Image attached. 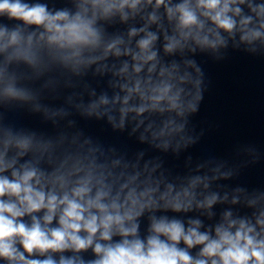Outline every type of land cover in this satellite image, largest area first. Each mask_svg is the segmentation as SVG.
<instances>
[{
    "label": "clouds",
    "instance_id": "obj_1",
    "mask_svg": "<svg viewBox=\"0 0 264 264\" xmlns=\"http://www.w3.org/2000/svg\"><path fill=\"white\" fill-rule=\"evenodd\" d=\"M152 2L153 0H146L147 4ZM244 3L245 0H196L193 9L187 0L174 8L165 5V0H155V7L165 5L169 17H176L178 21L180 39L165 37L168 40L165 51L172 52L183 46L182 41L187 42L189 39L201 47L215 48L223 44L219 31L229 34L234 32L237 22L229 13L239 16L241 8L238 5ZM140 4L141 0H79L78 11L70 14L67 10L51 12L47 5L39 3L0 0V17L20 22L12 30L0 27V52L14 48V57L33 64L34 59L29 49L33 38L37 37L36 31L27 36L28 47L23 52L20 49L24 41V28L32 27L42 29L38 42L43 41L50 48L67 53L63 59L73 62L74 67L95 63L109 53L119 56L117 44L120 41L104 46L100 56L85 60L82 54L85 50L95 51L101 47L100 34L93 26L97 13L108 16L113 11L122 12L125 7L136 9ZM197 10L215 27L205 31V24L198 19ZM252 11L264 18V6L252 8ZM149 19L154 21L156 17L152 15ZM251 23V17L240 20L242 41L251 42L262 35L261 31L248 28ZM260 28L264 29V20L260 23ZM130 35H136V30L133 29ZM156 39L149 32L146 38L139 40L140 53L134 59L144 63L154 61L156 53L150 51V48ZM13 56L8 59L11 60ZM142 67V64L138 65L135 71L139 73ZM155 67L153 63L148 72L152 73ZM165 71L162 70L161 75ZM167 76L168 81L152 87L149 95L141 90L139 82L134 88L127 89L129 94L124 96L119 108L118 127L124 126L130 113H135L136 117L142 116L146 111L183 115V88L179 85L185 82L186 77H176L173 72H167ZM172 80L177 83L169 82ZM132 93H139L140 99L148 103L129 107ZM3 96L10 99H28L25 92L16 89L11 83L4 87ZM117 102H120L118 96L112 103L115 105ZM108 104V99L101 97L97 104L92 105V110ZM187 107L195 111V105L189 103ZM112 119L109 116V120ZM182 130L183 125L169 120L159 130L153 131L152 136L162 140L167 147L168 138L178 135ZM30 143L29 139L13 141L9 138L3 141V149L0 150V261L5 264H264V238H258L260 234L256 233L255 228L243 221L238 227L235 221H231L227 227L216 228L215 238H212L207 232L200 231L201 224L197 220L189 221L186 227L179 220L153 216L150 235L146 241L140 239L136 220L145 209L163 207L173 212H186L192 207L193 192L183 189L174 194L172 186L169 185L157 199V188L146 187L138 192L135 186H130L133 181H129L120 188V192L127 189L122 201L120 193H117L115 198L105 203L103 201L109 196V192L103 190L102 185L94 197L90 195V177L77 181L70 190H66L67 184L63 177H58L51 181L53 186L47 188L49 181L35 168L27 165L16 168L17 160L7 159L11 147L18 149V155L23 156ZM9 172L10 177L5 175ZM196 183L197 181L192 182L193 188ZM57 184L61 189L59 192ZM215 201L216 197L213 196L197 204V207H211ZM25 217L30 219V223L25 221ZM257 224L264 229V213L257 219ZM114 236L121 237L120 242L112 243ZM181 243L184 247H180ZM198 246L199 253L194 257L189 250ZM89 248L96 258L84 261L79 254ZM68 252L73 255L66 257L64 253ZM54 254H59L58 260L53 259Z\"/></svg>",
    "mask_w": 264,
    "mask_h": 264
}]
</instances>
